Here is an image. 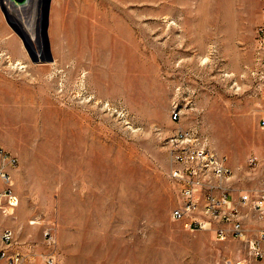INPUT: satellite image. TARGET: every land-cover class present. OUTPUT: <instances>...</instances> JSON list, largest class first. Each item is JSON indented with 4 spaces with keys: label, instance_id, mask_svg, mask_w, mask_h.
I'll list each match as a JSON object with an SVG mask.
<instances>
[{
    "label": "rangeland",
    "instance_id": "obj_1",
    "mask_svg": "<svg viewBox=\"0 0 264 264\" xmlns=\"http://www.w3.org/2000/svg\"><path fill=\"white\" fill-rule=\"evenodd\" d=\"M3 3L16 24L30 12ZM44 6L32 56L0 10V149L18 198L0 228L21 264H264L251 233L219 242L170 219L166 147L193 130L235 184L264 182V0H50L46 40Z\"/></svg>",
    "mask_w": 264,
    "mask_h": 264
},
{
    "label": "built area",
    "instance_id": "obj_2",
    "mask_svg": "<svg viewBox=\"0 0 264 264\" xmlns=\"http://www.w3.org/2000/svg\"><path fill=\"white\" fill-rule=\"evenodd\" d=\"M256 49L259 60L264 58V22L256 32ZM264 78V77H263ZM264 103V101H263ZM171 120L177 122L180 114H173ZM264 133V118L259 122ZM171 159L170 180L176 187L180 205L172 210L170 219L183 223L184 228L193 232H210L219 242L228 239H246L243 227L242 207L254 212L264 222V189L233 190L230 187L232 171L227 158L220 156L201 143L193 130L177 129L167 140ZM251 161L250 165H254ZM17 160L0 149V210L4 206L14 208L18 198L13 193L12 181L5 167H15ZM237 192L238 201L231 195ZM264 242V232L256 239H247L250 256L258 263L264 262V253L259 245ZM14 232L4 229L0 233V264H21L23 256L12 250ZM42 264H54L51 258L43 259ZM223 264H233L225 260Z\"/></svg>",
    "mask_w": 264,
    "mask_h": 264
},
{
    "label": "crops",
    "instance_id": "obj_3",
    "mask_svg": "<svg viewBox=\"0 0 264 264\" xmlns=\"http://www.w3.org/2000/svg\"><path fill=\"white\" fill-rule=\"evenodd\" d=\"M1 10V9H0ZM258 66H261L260 63L258 64ZM262 113L264 111H261ZM264 118V117H263ZM227 163H228V159H227ZM228 167L231 169L230 165H228ZM233 168V167H232ZM232 171V179H231V183H230V187L233 189V190H242V191H246L248 188H246L243 184H235V181L237 180V182H240L239 181V178L237 179V175H235L233 173V170L231 169ZM239 174V173H238ZM239 176V175H238ZM260 183V182H259ZM236 186H235V185ZM261 189H264V182H261V184L259 185H256V186H253L252 190H261ZM234 196H238L237 192H234L232 195H231V199L233 202H237L238 201V198H235ZM248 209V208H247ZM246 207H242L240 212L242 211V214H243V220H242V223H243V226H244V230H245V235L247 237V234L251 233L253 236H252V239H256L258 237V235L262 232H264V222L260 221L256 215L250 211L253 216L251 217L248 213H245V211L247 210ZM249 218H253L252 221H250ZM252 223L253 226H254V229L252 232H250L249 230V223ZM1 230L2 228H0V233H1ZM249 240V239H248ZM251 240V239H250ZM259 248L260 250L264 253V242H261L260 245H259Z\"/></svg>",
    "mask_w": 264,
    "mask_h": 264
},
{
    "label": "bare ground",
    "instance_id": "obj_4",
    "mask_svg": "<svg viewBox=\"0 0 264 264\" xmlns=\"http://www.w3.org/2000/svg\"><path fill=\"white\" fill-rule=\"evenodd\" d=\"M25 3V6L30 7V12H28L26 18H23L22 21L17 22L19 28L25 36L27 43L33 48V42L39 36L40 20H41V11L40 3L41 0H22ZM38 35V36H37ZM173 114H180L179 110L174 109Z\"/></svg>",
    "mask_w": 264,
    "mask_h": 264
},
{
    "label": "water",
    "instance_id": "obj_5",
    "mask_svg": "<svg viewBox=\"0 0 264 264\" xmlns=\"http://www.w3.org/2000/svg\"><path fill=\"white\" fill-rule=\"evenodd\" d=\"M3 4H4L3 0H0V9H1V12H2L4 18H5V21L14 30V32L19 36V38L21 39V41L23 43V46L27 50L28 54L30 56H32V53L30 52L29 44L27 43L24 34L22 33V31L19 28L18 24H16L15 22H12L8 18L5 6ZM49 4H50V0H45L44 21H43V26H42V35L45 38V40H46V30H47V23H48Z\"/></svg>",
    "mask_w": 264,
    "mask_h": 264
}]
</instances>
